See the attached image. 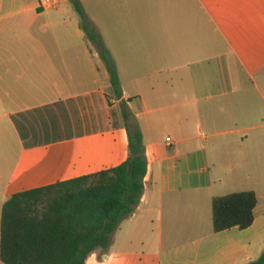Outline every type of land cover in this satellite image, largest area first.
<instances>
[{
  "label": "crops",
  "instance_id": "0c3cea01",
  "mask_svg": "<svg viewBox=\"0 0 264 264\" xmlns=\"http://www.w3.org/2000/svg\"><path fill=\"white\" fill-rule=\"evenodd\" d=\"M66 1L46 8L39 0H0V117L18 145L1 206L14 193L124 162V103L127 122L142 135L147 173L135 211L100 250L103 263L258 258L264 0H73L84 3L83 23L60 7ZM85 30L101 38L121 97ZM224 147L231 155L221 158L214 150ZM239 191L256 194L252 224L213 231L212 199Z\"/></svg>",
  "mask_w": 264,
  "mask_h": 264
},
{
  "label": "trees",
  "instance_id": "16d2710c",
  "mask_svg": "<svg viewBox=\"0 0 264 264\" xmlns=\"http://www.w3.org/2000/svg\"><path fill=\"white\" fill-rule=\"evenodd\" d=\"M79 13L81 12L78 8ZM96 43L109 75L112 93L122 95L119 78L101 38L85 30ZM128 156L121 164L70 180L10 195L0 212L2 264H85L87 256L105 250L120 222L138 206L147 173L142 135L128 123ZM253 191L232 192L211 201L213 231L246 229L254 220ZM247 264H264V251Z\"/></svg>",
  "mask_w": 264,
  "mask_h": 264
},
{
  "label": "rangeland",
  "instance_id": "374dc122",
  "mask_svg": "<svg viewBox=\"0 0 264 264\" xmlns=\"http://www.w3.org/2000/svg\"><path fill=\"white\" fill-rule=\"evenodd\" d=\"M81 3L79 4L78 1L71 0V1H66L65 4L61 3L60 7L67 6L69 11L75 13L77 20L83 23L86 20V18L81 8L84 7V3L83 2ZM90 5L88 6V9L89 8L95 9L93 13L98 15L99 13V9H97L98 6L96 5L90 6ZM76 6L80 7L79 9L81 11L80 13L77 9L75 10ZM214 152L218 153L217 156L223 158V156L225 157L231 155V148L225 149L224 147L218 149L217 151L214 150ZM17 153H18V145L15 142V139L13 138V135L11 134L7 124L0 117V208H1V203L3 201L4 185L10 173V170L13 167ZM226 153L229 154L227 155ZM100 254H101L100 250L94 251L91 254V256L87 259L86 264H104L103 261L100 259ZM94 256H97L95 257V260H93ZM0 264L2 263L0 262Z\"/></svg>",
  "mask_w": 264,
  "mask_h": 264
},
{
  "label": "built area",
  "instance_id": "2783aa9c",
  "mask_svg": "<svg viewBox=\"0 0 264 264\" xmlns=\"http://www.w3.org/2000/svg\"><path fill=\"white\" fill-rule=\"evenodd\" d=\"M39 6L50 8L56 6V2L55 0H39ZM166 140L169 141V138H167Z\"/></svg>",
  "mask_w": 264,
  "mask_h": 264
}]
</instances>
